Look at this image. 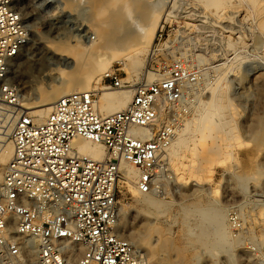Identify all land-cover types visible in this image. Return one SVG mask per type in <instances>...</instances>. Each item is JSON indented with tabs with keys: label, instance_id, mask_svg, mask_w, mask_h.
Returning a JSON list of instances; mask_svg holds the SVG:
<instances>
[{
	"label": "built area",
	"instance_id": "obj_1",
	"mask_svg": "<svg viewBox=\"0 0 264 264\" xmlns=\"http://www.w3.org/2000/svg\"><path fill=\"white\" fill-rule=\"evenodd\" d=\"M158 1L175 7L184 0ZM168 30L162 23L145 71L156 79L136 85L125 109L103 116L93 93H74L59 98L45 116H23L13 125L12 156L0 184V264H147L119 232L118 162L137 169L140 194L161 191L164 154L197 112L186 68L195 59L175 52L181 44H167ZM29 37L11 0H0V102L10 106L19 96L11 70ZM103 84L123 87L111 71ZM156 123L151 139L138 136ZM78 139L106 147L109 160L79 156Z\"/></svg>",
	"mask_w": 264,
	"mask_h": 264
},
{
	"label": "rangeland",
	"instance_id": "obj_2",
	"mask_svg": "<svg viewBox=\"0 0 264 264\" xmlns=\"http://www.w3.org/2000/svg\"><path fill=\"white\" fill-rule=\"evenodd\" d=\"M11 3L30 31L29 44L21 55L34 56L37 70L20 86L10 76L19 89L37 85L41 72L62 68L59 60H48L41 54L44 46L64 37L69 38V45H74V40L79 41L78 45L97 40L96 8L91 0H11ZM191 3L193 0H184L174 7L175 11L188 7L197 10ZM255 4L252 9L240 5L231 10L233 14L229 13L232 20L227 19V24L233 31L239 29L242 36L219 59L190 45L188 33H178L182 20L166 22L167 44H181V49L179 46L175 52L195 59L196 63L186 68L188 79L193 80L197 110L210 97V90L220 77H224L221 84L229 86L230 102L214 124L204 123L201 132L189 133L185 147L172 160L169 149L166 151L163 163L167 177L161 183V191L134 195L123 184L118 188L120 216L123 218L125 213L122 233L126 238L132 237L135 244H131L143 251L136 248L147 264L151 248L160 237L171 248L159 253L158 264H264V0H256ZM149 55H145L137 78L128 79L119 63L112 64L111 72L123 86L135 87L143 82ZM68 58L74 60L72 55ZM246 74L250 82L237 90L233 79ZM259 74L263 80L254 81ZM42 85L46 89L57 86L54 81ZM10 107L7 115L19 112L17 107ZM193 117L186 119L180 135ZM196 143L199 149L192 152L190 148ZM192 154L196 160L190 162ZM144 198L167 206L165 209L149 206ZM147 228L155 232L145 246L142 238Z\"/></svg>",
	"mask_w": 264,
	"mask_h": 264
},
{
	"label": "bare ground",
	"instance_id": "obj_3",
	"mask_svg": "<svg viewBox=\"0 0 264 264\" xmlns=\"http://www.w3.org/2000/svg\"><path fill=\"white\" fill-rule=\"evenodd\" d=\"M193 2L189 5L196 6L197 10L191 11L188 7L176 12L174 7L164 1L91 0L96 8L94 16L98 25L95 29L96 42L90 40L86 45H78L79 41L74 40V45H69L67 42L69 38L64 37L63 40L61 39L62 41L44 46V51L41 54L48 60H59V65L62 68L48 70L45 74L41 72L40 75L42 74V76L39 77L40 80L37 85L19 89L20 83L24 84V81L31 77L33 71L37 72L32 60L34 56L21 55L11 70L12 78L17 79L18 83L16 92L18 94L23 93L21 96H16L19 99L16 102L19 104L14 105L19 109V112L12 116L7 115L11 108L10 105L7 102H0V116L3 117L0 120V184L13 151L8 136L20 117L25 114L34 118L43 117L50 112L52 105L59 98L74 93H93L97 98L98 111L103 116L121 111L132 99L134 84L123 86L121 89H110L103 87L102 78L111 71L113 63H119L123 67L128 79L137 78L143 67L144 57L150 53L162 23L171 22L172 19L173 22L176 19L182 20V30H179L178 33H188L190 45L203 50L204 53L211 54L214 59H219L223 57L226 50L232 47L233 41L237 42L242 36L239 29L233 31L227 24V19L232 20L230 17V14H233L231 10L240 5L246 6L247 9H252L256 5V0H193ZM49 3L55 4L56 2ZM179 15L182 16L179 17ZM68 55H72L74 60L68 61ZM51 75H55V77H51ZM261 75L259 74L253 80L262 81L263 76ZM143 76V79L148 82L156 79L155 75L152 74H144ZM247 77L246 74L243 77L233 79V85L237 90L241 86H246L247 81L250 82ZM222 80L224 77L217 80L215 87L210 90V97H206L207 101L204 100L200 103L197 115L187 122L184 133L168 148L170 160L185 147L189 133L193 130H196L197 133L201 132L199 129L204 123L214 124L221 111L229 105V86L221 84ZM49 81H54L57 86L44 88L43 82ZM33 99L36 102H31ZM157 127L158 124L156 123L148 128L140 129L138 136L151 139ZM74 148L79 156H85L98 162L109 160V153L106 147L101 144L78 139L74 143ZM190 149L192 152H197L199 143L193 144ZM194 160L196 157L195 154H192L189 161ZM118 166V188L123 184L134 195H138L139 192L136 188L137 169L125 161L118 162ZM177 190L175 187L174 192ZM143 201L147 205L159 209H165L167 206L150 198H144ZM124 223L125 213L123 218L122 215L120 216L118 227L123 237H125L122 233ZM154 232L151 228L145 230L142 238L145 246H148ZM126 239L135 244L132 237ZM170 248L166 240L160 237L157 244L151 248L147 259L148 264H158L159 253L166 252ZM27 251L28 259L34 261V248L28 246Z\"/></svg>",
	"mask_w": 264,
	"mask_h": 264
}]
</instances>
